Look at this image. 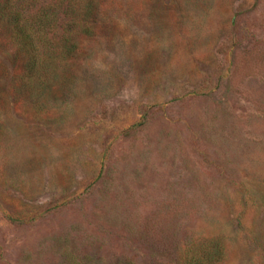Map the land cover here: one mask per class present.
I'll use <instances>...</instances> for the list:
<instances>
[{"label":"rangeland","instance_id":"rangeland-1","mask_svg":"<svg viewBox=\"0 0 264 264\" xmlns=\"http://www.w3.org/2000/svg\"><path fill=\"white\" fill-rule=\"evenodd\" d=\"M34 96L0 57V264H264V0H105Z\"/></svg>","mask_w":264,"mask_h":264},{"label":"trees","instance_id":"trees-1","mask_svg":"<svg viewBox=\"0 0 264 264\" xmlns=\"http://www.w3.org/2000/svg\"><path fill=\"white\" fill-rule=\"evenodd\" d=\"M105 0H0V57L19 70L17 94L32 97L91 35L98 6ZM226 251L219 241L185 244L173 264H221Z\"/></svg>","mask_w":264,"mask_h":264}]
</instances>
